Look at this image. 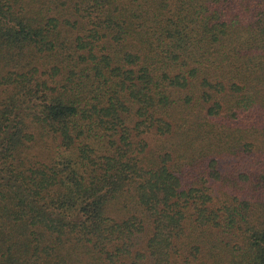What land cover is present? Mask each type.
Listing matches in <instances>:
<instances>
[{"label": "trees", "instance_id": "trees-1", "mask_svg": "<svg viewBox=\"0 0 264 264\" xmlns=\"http://www.w3.org/2000/svg\"><path fill=\"white\" fill-rule=\"evenodd\" d=\"M0 264H264V0H0Z\"/></svg>", "mask_w": 264, "mask_h": 264}]
</instances>
